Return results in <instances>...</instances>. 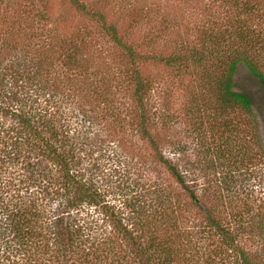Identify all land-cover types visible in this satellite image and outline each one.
<instances>
[{
    "label": "trees",
    "instance_id": "trees-1",
    "mask_svg": "<svg viewBox=\"0 0 264 264\" xmlns=\"http://www.w3.org/2000/svg\"><path fill=\"white\" fill-rule=\"evenodd\" d=\"M68 1L96 24L97 34L87 33L77 42L48 33L49 49L32 51L10 37L13 29L0 30V264H264V203L241 208L225 193L229 183L242 177V168H218L224 167L220 150L216 166H209L212 173L204 176L208 188L213 175L220 181L212 199L208 188L201 197L195 195L186 184V168L165 159L164 143L154 139L148 109L153 80L141 74L143 65L156 63L191 75L196 96L209 103V111L224 119L236 117L228 112L251 116L259 133L261 121L264 127V0H217L232 18L220 24L213 17L218 15L208 14L172 52L157 42L168 18L158 20L141 43L133 36L142 29V18L125 27V14L113 7ZM48 15L35 12L31 19ZM95 36L116 49L111 53L115 89L121 85L136 104L133 127L153 145L204 216L190 227L184 226V209L174 189L137 186L121 192L117 205L110 204L113 192L105 188H120L122 173L120 168L110 174L99 168L106 166L104 155L95 156L105 152L99 148L104 123L95 117L93 102L84 99V89L71 78L62 84L50 63L55 57L65 72L83 75L87 55L103 50ZM95 89L107 101L108 87ZM258 135L264 138V130ZM255 138L264 148V141ZM111 253L118 260L110 263Z\"/></svg>",
    "mask_w": 264,
    "mask_h": 264
},
{
    "label": "rangeland",
    "instance_id": "rangeland-1",
    "mask_svg": "<svg viewBox=\"0 0 264 264\" xmlns=\"http://www.w3.org/2000/svg\"><path fill=\"white\" fill-rule=\"evenodd\" d=\"M83 1L89 7L105 10L113 7L115 11L125 14L123 15L125 27L132 24L135 19L142 18L139 21L142 29L138 31L137 28L133 36V39L141 43L146 41L143 37L153 29L158 20L168 18L170 21L165 24L167 30L164 29L163 35L157 37V42L161 46L173 48L171 52L177 50L176 44L184 39L187 32H192L194 26H201L203 21H206L208 14L218 15L213 17L219 18L220 24L232 18L231 14L225 13L223 4L217 0ZM35 12L49 14V17L44 20L39 17L31 19ZM158 27L160 26L156 27L157 31H159ZM11 29L15 34H10V37H14V41L21 42L32 51L37 48L43 51L49 49L48 33H55L61 39L66 37V40L77 42L86 39L87 33H92V37L97 34L96 24L88 17L79 14L68 0H0V30L9 33ZM165 31L170 33L164 36ZM0 36L3 37L1 33ZM150 36H153L151 39L156 38L153 34ZM95 38L98 46L103 47V50L93 51L87 55L83 75L65 72L60 68L55 57H53L54 62L50 63L55 67L62 84L68 83L66 78H71L74 79L77 87L84 89V99L93 102L95 117L97 115L105 124L99 126L103 141L101 142L103 145L99 148L103 147L105 152L97 153L95 156L99 158L104 155L103 161L106 166L99 165V168L107 169L109 174L120 168L122 173L120 188L114 186L113 191H110V187L105 188L113 192L108 196L110 204L117 205L121 192H131L133 187L137 186L142 190L144 188L174 189L180 196L184 209L183 219L186 221L184 226L190 227L193 223L201 221L204 218L203 214L194 204L190 194L183 190L169 173L166 165L158 159L153 145L138 133L136 127H133L132 117L137 109L136 104L130 99V93L124 91L121 85L119 89H115L118 78L111 53H115L116 49L111 50L112 44L108 39H101L98 36ZM192 38L195 39L194 36ZM143 48L147 54L148 49L144 46ZM149 50L154 51L152 45ZM141 74L145 79L153 80V91L148 96V109L150 110L149 126L155 136L154 139H161L164 143L162 152L165 159L178 164V168H186V184L195 195L201 197L204 190L209 187L208 179L204 176L206 173H212L209 166L211 164L216 166V156L222 150L221 155L224 159L221 161L224 167L218 168H227L225 172H230L229 168L233 170L242 168L243 172L242 177L229 183L230 189H226L225 193H230L233 199L238 200L237 206L241 208L248 205L258 208L264 203V148L255 143L256 135L264 141L263 136L258 135L264 130L262 121L257 133L256 127L250 121L251 116L241 118L238 113L227 111L230 116L236 115V117L224 119L218 111L213 109L209 111V103L196 96L193 76L183 74L176 68L149 63L143 65ZM96 80L98 81L95 82ZM99 85H104L103 90L108 87L110 93L107 101L100 99L99 92L97 93L95 89ZM249 87L253 88V86ZM115 94L117 98H114ZM112 114L118 119L115 123L112 121ZM109 124L113 126L109 127ZM227 143L232 145L225 147ZM116 152L119 153L118 156ZM207 167L209 170L206 169ZM217 171L219 172L216 176L219 177L222 172L220 169ZM213 176L209 183L210 188L205 190L209 199H212L214 186L220 183ZM239 192H243L241 197L238 196ZM239 207L237 211H241ZM113 255L110 254V263L118 260L113 259ZM122 264H125V261Z\"/></svg>",
    "mask_w": 264,
    "mask_h": 264
}]
</instances>
